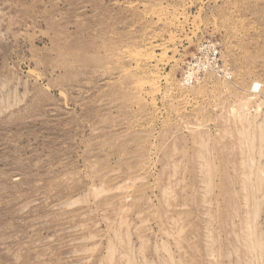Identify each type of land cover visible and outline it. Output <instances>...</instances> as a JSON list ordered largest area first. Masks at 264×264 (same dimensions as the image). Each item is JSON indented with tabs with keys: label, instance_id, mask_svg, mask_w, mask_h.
<instances>
[{
	"label": "rangeland",
	"instance_id": "374dc122",
	"mask_svg": "<svg viewBox=\"0 0 264 264\" xmlns=\"http://www.w3.org/2000/svg\"><path fill=\"white\" fill-rule=\"evenodd\" d=\"M0 264H264V0H0Z\"/></svg>",
	"mask_w": 264,
	"mask_h": 264
},
{
	"label": "bare ground",
	"instance_id": "6f19581e",
	"mask_svg": "<svg viewBox=\"0 0 264 264\" xmlns=\"http://www.w3.org/2000/svg\"><path fill=\"white\" fill-rule=\"evenodd\" d=\"M253 87H254V90H255V88L257 87V85L255 84Z\"/></svg>",
	"mask_w": 264,
	"mask_h": 264
}]
</instances>
